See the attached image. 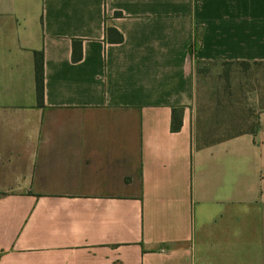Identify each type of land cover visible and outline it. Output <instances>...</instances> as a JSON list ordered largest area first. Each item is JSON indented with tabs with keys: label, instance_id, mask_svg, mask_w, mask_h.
<instances>
[{
	"label": "crops",
	"instance_id": "obj_1",
	"mask_svg": "<svg viewBox=\"0 0 264 264\" xmlns=\"http://www.w3.org/2000/svg\"><path fill=\"white\" fill-rule=\"evenodd\" d=\"M229 61H264V0H0V264H264V105L198 132Z\"/></svg>",
	"mask_w": 264,
	"mask_h": 264
},
{
	"label": "rangeland",
	"instance_id": "obj_2",
	"mask_svg": "<svg viewBox=\"0 0 264 264\" xmlns=\"http://www.w3.org/2000/svg\"><path fill=\"white\" fill-rule=\"evenodd\" d=\"M207 86L208 105L202 109V141H213L234 133L253 130L264 105V63L249 67L226 62L199 65Z\"/></svg>",
	"mask_w": 264,
	"mask_h": 264
},
{
	"label": "trees",
	"instance_id": "obj_3",
	"mask_svg": "<svg viewBox=\"0 0 264 264\" xmlns=\"http://www.w3.org/2000/svg\"><path fill=\"white\" fill-rule=\"evenodd\" d=\"M107 33H108L109 38L111 40L121 41L123 39L122 34L113 27H107ZM80 46H81V41H76L75 42V49H74V53H73V59L75 61L80 60L82 57V52H81ZM258 62L264 63V61H253V62L229 61L226 63L228 65L240 64V65H244L245 67H249L251 65V63H258ZM35 63H36L37 95H38L39 102L41 104H43L44 103V96H45V68H44V53L43 52H36L35 53ZM181 124H182V120L179 117V114L177 113V110H176V112L174 111L172 128L174 130H178L180 128Z\"/></svg>",
	"mask_w": 264,
	"mask_h": 264
}]
</instances>
